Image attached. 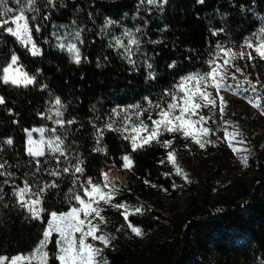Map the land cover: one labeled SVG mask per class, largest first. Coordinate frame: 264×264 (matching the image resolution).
I'll return each instance as SVG.
<instances>
[{
  "label": "trees",
  "instance_id": "1",
  "mask_svg": "<svg viewBox=\"0 0 264 264\" xmlns=\"http://www.w3.org/2000/svg\"><path fill=\"white\" fill-rule=\"evenodd\" d=\"M137 3L138 0H56L53 8L48 0H36L34 8L38 11H28L26 15L33 27V39L42 52L39 56L31 55L15 37L0 30V67L10 62L15 53L24 70L37 81L27 88L0 83V95L5 97V104L0 105V162L7 161L6 170L14 174L9 184H2L4 177H0V255L30 253L42 238L49 218L44 213V223L31 219L18 204L13 188L22 187L26 178L37 185L53 180L58 183L59 187L45 196L44 207L49 212H67L71 206L68 196L75 177L71 172L52 177L46 171L67 166L64 158L60 157L59 164L51 155L47 164L43 162L45 158H40L41 171L35 173V162L27 155L26 130L42 126L57 129L54 134L46 132L45 137L66 134L62 138L69 160L73 164L78 159L83 161L84 174H76L81 181L92 177L102 182V172L111 166L125 169L122 157L132 158L133 166L127 169L129 181L116 185L118 192L113 203H123L130 211L142 207L129 220L142 229L143 235L136 236L127 227L122 210L102 204V215L108 223L101 227L112 237L111 246L104 248L109 264H264V140L238 124L241 136L237 139L247 142L240 147L250 151L233 157L232 148L219 137L226 118L220 117L218 101L213 120L205 125L214 130L209 139L215 143L204 149L179 133H165L162 140L174 138L171 148L153 143L132 152L129 141L119 133L106 131L99 147H106L107 151L97 152L93 128V123L102 127L117 105L140 103L147 107L145 96L153 102H166L169 97L162 93L181 76L208 70L207 61L217 52L218 44L244 45L246 39L264 27V0H204L203 4L198 0H167L149 12L141 9L139 16ZM7 4L17 9L20 6L14 0H7ZM33 16L35 20H31ZM107 19L119 23L105 29ZM36 25L40 26L39 32L34 30ZM136 26L141 28L137 34L141 43L132 57L137 61L133 67L124 58L123 49H117L114 43L115 38L123 39L125 27ZM79 29H83V44L71 35ZM214 31L218 34L213 35ZM61 41L77 43L80 64L66 49L58 47ZM146 58L153 64L156 80L146 79ZM252 63L264 72V61L257 57ZM171 64L175 67L170 68ZM257 77L264 83V76L251 73L250 79L255 81ZM211 91L215 96V90ZM261 95L264 97V92ZM57 96L66 106L63 119H74L75 124L62 128L46 118ZM260 103L264 108V98ZM201 111L204 116L212 114L208 108ZM9 138L12 145L5 143ZM172 150L190 183L175 174L171 163H160ZM242 155L248 156L247 166L241 162ZM250 171L259 180L257 185L246 179ZM185 194V208L162 214L164 208ZM56 238L54 233L48 246L50 254L56 251Z\"/></svg>",
  "mask_w": 264,
  "mask_h": 264
},
{
  "label": "snow or ice",
  "instance_id": "2",
  "mask_svg": "<svg viewBox=\"0 0 264 264\" xmlns=\"http://www.w3.org/2000/svg\"><path fill=\"white\" fill-rule=\"evenodd\" d=\"M14 2L17 5H21L22 0H14ZM35 3L36 0H23V6L17 9L9 7L7 0H0V30L15 37L21 45L28 49L31 55L39 56L42 52L33 39V27L30 24L29 17L26 15L28 11H38V9L34 8ZM165 3H167V0H138L136 16L140 15L141 9L149 12L153 7H162ZM198 3L203 4L204 0H198ZM48 4L53 8L57 6L56 0H48ZM13 13L15 14L9 16V14ZM35 19V16L31 17V20ZM44 19H48V17L45 16ZM118 23L119 21L107 19L104 27L106 29ZM73 24H75V21H73ZM34 30L39 32L40 26L36 25ZM218 31L222 32L223 29H219ZM82 32L83 29H79L71 33L74 40L79 41L81 44H83V40L81 39ZM140 32L141 28L139 26H136L134 29L125 27L122 32L123 39L115 38L114 46L117 49H123L124 58L133 67L137 65V61L132 59V57L140 48L141 40L137 36ZM217 34L216 31L213 32V35ZM64 39H67V35ZM125 39L127 43H125ZM151 42L159 43V41ZM243 46L252 51L247 53L240 51L237 54L233 52V49H225L222 45L218 44L216 46L217 52L207 61L208 70L205 72H191L181 76L178 82L170 89H165L162 93L163 97H169L166 102H153L152 99L145 96L143 99L147 103V107L142 106L140 103L129 104L126 107L117 105L111 110L102 127H97L93 123V128L96 132V143L98 145L94 151H107L106 147H99L106 131L119 133L122 139L129 141L132 152L143 149L146 146H151L153 143L159 144L165 149L171 148L174 138L162 140L161 137L165 133H179L185 139H191L193 143L204 149L206 145L215 143L209 139L210 136L215 134L214 130L205 125L210 120H213L217 101H219L221 119L225 115L227 101L220 94L222 89L231 91L237 95L248 94L244 95V99L253 107L260 109L261 114H264V108L261 107L260 103L261 99L264 98L261 95L264 92V83L258 77L253 81L246 75L243 80H238L236 73H240L241 75H244V73L239 66L233 63L237 56L243 58L245 55H247L248 60H255L258 57L264 61V27H261L258 32L253 33L250 38L246 39ZM58 47L66 49L72 54L73 61L76 64L81 63V52L76 42L65 44L61 41ZM253 52H255V56H253ZM221 59H223L222 63L220 62ZM19 60L20 57L13 53L10 57V62L0 67V83L24 88L37 83L36 77L25 71ZM143 64L146 71V79L156 80L157 75L149 59L146 58ZM169 67H175V64H171ZM229 67L233 68L234 72L229 73ZM229 79L236 81L235 87L227 83ZM42 88H47V85H42ZM209 89L215 90V96ZM3 104H5V97L0 95V105ZM204 108L210 109L212 114L204 116L201 111ZM65 110L66 106L62 103L60 97L57 96L51 103L46 118L52 120L55 125H59L62 128L65 124H75L76 121L74 119L67 121L63 119ZM152 111H155V119L153 118ZM146 113L147 121L141 119ZM231 123V121H225L226 125H230ZM32 131L41 134L39 140H34L31 132L28 133L26 152L35 162V173L41 171L40 158H45L43 162L47 164V157L51 155L57 164L60 163V157H63L67 166L62 169L53 168L46 170L49 175L59 177L64 173L71 172L75 177L72 181L73 186L69 189L70 195L68 196V203L71 206L67 212L59 213L57 211L49 212L44 207L47 192L59 187L55 180L50 183L37 185L35 181L30 183L26 178L23 181L22 187L16 185L13 188V195L17 198L20 207L27 210L31 219L44 223V213H48L49 218L43 229L42 238L30 253H18L11 257L0 255V264H50V261H54L55 264H109L107 258L104 256V248L111 246L112 237L110 234L104 232L101 227L108 223L106 217L102 215L104 209L101 205H109L117 210H122L121 215L127 222V227L136 236H142L143 231L131 223L129 216L140 213L142 207H136L130 211L128 206L123 203H113L118 189L109 180L107 172L101 173L102 182L94 181L92 177H87L84 181H81L76 174H84L83 161L78 159L73 164L69 160V151L62 138L66 134L62 133L61 135L45 137L46 132L56 133L57 129L55 127L51 129L38 128ZM223 131V139L232 148L233 152L239 155L241 152L247 153L250 151L247 148L236 146L247 143L243 138L237 139V137L241 136V133L238 131L230 132L227 127ZM5 143L12 145L13 140L9 138ZM56 154H59V156H56ZM240 158L241 162L247 166L248 156L242 155ZM122 160L124 161L122 167L131 170L133 166L131 156L124 155ZM166 162L172 164L176 175L183 177L186 182H191L188 173L178 163L175 150L167 152L166 161H160L161 164ZM6 165L7 161L0 162V177H4L2 184H9L10 178L14 175L12 172L6 170ZM165 175H171V173H165ZM145 183H150V181L146 180ZM77 185H79V188H77ZM151 186L156 187L154 184ZM2 192L3 187L0 186V193ZM54 233L57 236L55 240L56 251L50 254L48 246L52 243ZM89 240L92 242H89ZM93 242H98L103 247H98Z\"/></svg>",
  "mask_w": 264,
  "mask_h": 264
},
{
  "label": "rangeland",
  "instance_id": "3",
  "mask_svg": "<svg viewBox=\"0 0 264 264\" xmlns=\"http://www.w3.org/2000/svg\"><path fill=\"white\" fill-rule=\"evenodd\" d=\"M23 4L19 6L22 7ZM14 26V25H13ZM30 47V46H29ZM225 49L231 48L236 49L237 51L235 53H239L240 51H244L245 53L252 51L251 49H248L244 47L243 45H228L224 47ZM253 56L254 52L252 53ZM222 55V54H221ZM223 62V59L220 61ZM237 66H239L242 70L244 75H241L240 73H236L238 80H243L244 76H248L251 78V73L258 75L259 77L264 76V72L258 68L255 67L254 63H252V60H248L247 55H245L243 58H240L237 56V58L233 61ZM229 73L234 72L233 68L228 69ZM227 83L232 84L233 87H235L236 81H233L229 79ZM211 91V89H209ZM221 95L224 96L225 100L227 101L226 106V113H225V121H231L232 123L230 125H224V128L227 127L228 131L230 132H236L238 124L244 125L249 130H253L255 136L258 139L264 140V117L263 114H261L260 109H257L250 105L246 99H244V95L248 94H241L237 95L234 94L231 91L228 90H221ZM219 103V101H218ZM144 106V104H141ZM153 118H156L155 111H152ZM141 119H144L147 121V113L144 117H141ZM150 123V122H149ZM43 128L42 126H35L26 131V147H27V140H28V133L31 132L32 138L34 140H39L41 138V134L36 131H32L33 129ZM219 137L228 144L224 139V131L219 135ZM235 143V142H234ZM237 147H240V145H236ZM233 157L239 158V155L235 152L232 153ZM109 169L112 170V173L114 174L113 178L110 180L113 184L116 185H126L129 181V174L127 169H118L116 166H111ZM108 169V170H109ZM107 172V171H106ZM246 179L255 182V185L258 184L259 180L255 177L254 173L250 171L246 175ZM256 187V186H255ZM188 198L187 195L181 196L177 201L173 203L172 206H167L162 210L163 215H170L171 209H178L182 210L187 206Z\"/></svg>",
  "mask_w": 264,
  "mask_h": 264
},
{
  "label": "bare ground",
  "instance_id": "4",
  "mask_svg": "<svg viewBox=\"0 0 264 264\" xmlns=\"http://www.w3.org/2000/svg\"><path fill=\"white\" fill-rule=\"evenodd\" d=\"M236 51H237L236 49H233V52H236ZM107 173L109 174V179L111 180V179L113 178V176H114V174L112 173V170L109 169V170L107 171Z\"/></svg>",
  "mask_w": 264,
  "mask_h": 264
}]
</instances>
